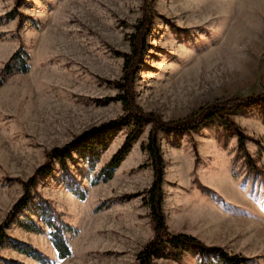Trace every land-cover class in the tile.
Instances as JSON below:
<instances>
[{
	"label": "rangeland",
	"instance_id": "obj_1",
	"mask_svg": "<svg viewBox=\"0 0 264 264\" xmlns=\"http://www.w3.org/2000/svg\"><path fill=\"white\" fill-rule=\"evenodd\" d=\"M147 12L154 13L145 55L128 87L139 110L176 119L264 87V0H0V69L16 49L29 54V70L0 85V223L52 146L124 112L115 81H123L129 37ZM228 113L260 172L249 168L236 134L219 119L189 131L159 130L167 229L243 254L244 264H264V110ZM150 126L144 122L105 182L90 180L130 126L116 130L93 167L70 163L68 182L84 189V198L58 167L37 182V192L73 228L65 233L69 256H57L47 232L11 223L8 233L53 264H138L137 252L154 232L143 202L153 175L140 147ZM0 254L42 264L7 245ZM202 255L184 249L178 259L157 254L149 264H200Z\"/></svg>",
	"mask_w": 264,
	"mask_h": 264
},
{
	"label": "trees",
	"instance_id": "obj_2",
	"mask_svg": "<svg viewBox=\"0 0 264 264\" xmlns=\"http://www.w3.org/2000/svg\"><path fill=\"white\" fill-rule=\"evenodd\" d=\"M153 13L147 12L145 20L140 19L139 23L136 24L135 33L129 37L131 51L125 56L123 81H115L122 90L118 93V97L123 105L124 112L117 117L88 126L68 141L61 145H54L47 151L45 160L23 182L22 193L12 203L0 223V248L7 245L42 264H53L49 257L36 246L8 233L7 228L13 223L29 232H47L57 256L59 258L69 256L70 245L65 233L73 228L62 220L50 201L37 192V182L46 176L53 175L56 167H58L63 174L62 180L67 182L70 190L79 198H84L85 190L79 186H74L70 179L68 182V176L71 174L70 163L82 159L93 167L95 160L107 147L109 139L115 134L116 130L121 125H128L130 128L122 143L98 169L95 176L91 178L90 183L96 185L99 182L109 180L129 152L132 143L138 139L143 131L144 122L149 121L151 126L147 138L145 141L140 142V147L147 153L148 165L151 167L153 175L150 185L145 188L143 202L149 209L154 232L152 237L137 252L138 264H149L152 256L157 254L178 259L184 249L203 254L200 258V264H244L248 259L243 254L228 253L219 246L206 244L189 233L169 232L162 207L164 159L159 146L158 133L159 130L189 131L201 124L219 119L228 130L236 134L238 149L249 163V168L259 171V168H256L255 158L245 149L246 135L243 129L229 115L228 111L241 108L249 109L253 106L264 110V87L258 92L233 95L201 105L188 115L176 119L156 118L151 112L139 110L133 106L129 98L128 87H130L131 80H133L132 78L136 72L135 67L143 61L147 44L146 34L153 23ZM11 15H14V12ZM28 60L29 54L26 50L16 49L0 69V85L9 75L28 71ZM36 198L38 199L36 200ZM2 263L26 264L18 259L0 254V264Z\"/></svg>",
	"mask_w": 264,
	"mask_h": 264
}]
</instances>
